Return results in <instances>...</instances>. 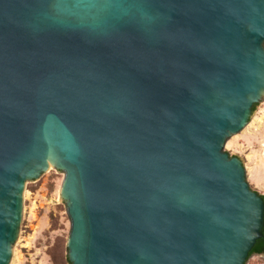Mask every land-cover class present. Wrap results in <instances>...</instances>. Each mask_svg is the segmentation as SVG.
<instances>
[{"label":"water","instance_id":"95a60500","mask_svg":"<svg viewBox=\"0 0 264 264\" xmlns=\"http://www.w3.org/2000/svg\"><path fill=\"white\" fill-rule=\"evenodd\" d=\"M263 100L264 0H0V264L50 168L71 264H246Z\"/></svg>","mask_w":264,"mask_h":264},{"label":"rangeland","instance_id":"374dc122","mask_svg":"<svg viewBox=\"0 0 264 264\" xmlns=\"http://www.w3.org/2000/svg\"><path fill=\"white\" fill-rule=\"evenodd\" d=\"M225 151L241 158L251 187L264 194V100L243 131L227 140ZM63 178L64 173L50 168L27 183L21 229L10 264H68L71 223L65 203L59 202ZM246 264H264V254L252 255Z\"/></svg>","mask_w":264,"mask_h":264},{"label":"trees","instance_id":"16d2710c","mask_svg":"<svg viewBox=\"0 0 264 264\" xmlns=\"http://www.w3.org/2000/svg\"><path fill=\"white\" fill-rule=\"evenodd\" d=\"M256 106H257V105L254 106V109H253V110L256 109ZM262 197H263V199H264V194H262ZM255 253H256V254H264V227H263V236H262L260 239L257 240L255 246L253 247V249H252L251 252H250L249 257H250L252 254H255ZM68 262L71 264L69 258H68Z\"/></svg>","mask_w":264,"mask_h":264},{"label":"flooded vegetation","instance_id":"af4514ba","mask_svg":"<svg viewBox=\"0 0 264 264\" xmlns=\"http://www.w3.org/2000/svg\"><path fill=\"white\" fill-rule=\"evenodd\" d=\"M255 254H256V253H255ZM252 255H254V254H252ZM252 255H251V256H252ZM251 256H250V257H251Z\"/></svg>","mask_w":264,"mask_h":264}]
</instances>
